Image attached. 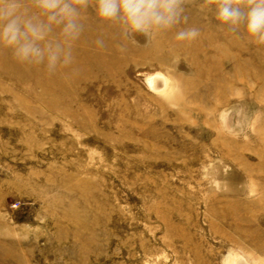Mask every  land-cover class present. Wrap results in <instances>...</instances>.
<instances>
[{"label":"rangeland","instance_id":"obj_1","mask_svg":"<svg viewBox=\"0 0 264 264\" xmlns=\"http://www.w3.org/2000/svg\"><path fill=\"white\" fill-rule=\"evenodd\" d=\"M77 3L69 64L0 45V264H264V43L220 0L149 34Z\"/></svg>","mask_w":264,"mask_h":264},{"label":"clouds","instance_id":"obj_2","mask_svg":"<svg viewBox=\"0 0 264 264\" xmlns=\"http://www.w3.org/2000/svg\"><path fill=\"white\" fill-rule=\"evenodd\" d=\"M0 0V45L12 50L20 63L44 64L50 71L72 60L71 44L82 31L77 0ZM97 16L117 22L125 32L155 33L179 22L182 0H95ZM217 19L232 27L243 24L250 36L264 43V0H254L244 10L233 0H220ZM59 28V39H50ZM180 32L177 39L195 36Z\"/></svg>","mask_w":264,"mask_h":264},{"label":"bare ground","instance_id":"obj_3","mask_svg":"<svg viewBox=\"0 0 264 264\" xmlns=\"http://www.w3.org/2000/svg\"><path fill=\"white\" fill-rule=\"evenodd\" d=\"M151 81H152V84L154 85L155 88H161V86H162L161 77H154L151 79ZM238 260H239V258H238ZM233 262H235V261H233ZM238 263L242 264V262H238Z\"/></svg>","mask_w":264,"mask_h":264}]
</instances>
